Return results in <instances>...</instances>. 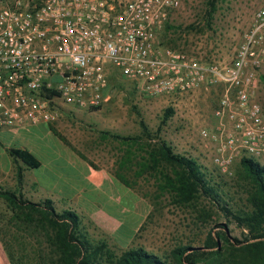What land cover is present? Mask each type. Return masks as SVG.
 <instances>
[{
	"label": "rangeland",
	"instance_id": "rangeland-1",
	"mask_svg": "<svg viewBox=\"0 0 264 264\" xmlns=\"http://www.w3.org/2000/svg\"><path fill=\"white\" fill-rule=\"evenodd\" d=\"M262 1L218 0L208 23L202 19L205 0H182L171 20L157 31L156 39L161 45L187 52L203 62H229L254 9ZM108 70L107 99L98 108L59 104L57 121L64 124L59 127L56 121L50 125L49 137L40 127L29 129L39 135V140L31 141L27 149L42 166L23 170L25 196L32 200L50 198L58 210L74 209L91 237L105 239L115 253L128 247H142L159 256H168L183 245L204 249L207 233L221 228L230 239H244L247 229L237 225L221 206L231 211L248 208V192L254 190L252 181L240 158L232 163L231 173L222 171L212 160L214 142L200 135L203 128L213 127L212 113L222 86H205L206 89L181 95L148 96L141 90V81L122 76L113 66ZM257 77L255 98L264 111V69L257 71ZM167 108L172 113L163 123ZM142 124L176 152L197 160L207 177L217 184L219 204L204 195L189 202L179 201L161 187L163 180L157 172L139 166V155L144 153L138 148H132V158L136 159L121 166L127 145L101 132L137 135L142 133ZM21 143L14 135L0 133V150ZM33 176L50 191L39 187L40 191L35 192ZM0 185L15 186L9 178L0 180ZM112 209L120 219L110 214ZM9 216L0 198V243L7 259L12 254L16 260L41 264L38 242L17 229ZM120 220L130 222L134 230L125 245L114 238ZM217 241L219 247L223 245L220 239Z\"/></svg>",
	"mask_w": 264,
	"mask_h": 264
},
{
	"label": "built area",
	"instance_id": "built-area-1",
	"mask_svg": "<svg viewBox=\"0 0 264 264\" xmlns=\"http://www.w3.org/2000/svg\"><path fill=\"white\" fill-rule=\"evenodd\" d=\"M182 0H0V130L52 124L61 106L107 99L109 66L142 82L148 96L222 86L212 160L231 173L236 158L264 165V111L255 98L264 69V0L229 62H203L158 43ZM50 92H54L51 95Z\"/></svg>",
	"mask_w": 264,
	"mask_h": 264
},
{
	"label": "trees",
	"instance_id": "trees-1",
	"mask_svg": "<svg viewBox=\"0 0 264 264\" xmlns=\"http://www.w3.org/2000/svg\"><path fill=\"white\" fill-rule=\"evenodd\" d=\"M217 1L204 2L202 19L208 23ZM52 93L54 92L49 95ZM171 113V108L165 110L163 123ZM101 133L127 145L121 166L136 159L132 158V155L135 156L133 147L143 152L144 155H139V166L143 170L157 172L163 180L161 187L168 189L179 201L189 202L197 195H204L217 204L221 201L217 184L207 177L197 160L186 153L176 152L164 139L158 136L156 138V134H152L147 126L142 124V133L137 135L108 131ZM8 152L17 164L16 184L13 188L0 185V198L10 212L9 220L17 229L23 230L38 242L41 264H264V165L253 158H240L254 188L248 192L249 207L231 211L228 206H221L237 225L247 229L244 239H230L226 230L221 228L207 233L204 249L183 245L175 247L168 256H159L142 247H128L115 253L105 239L91 237L81 216L74 209L58 210L52 199L47 197L39 200L26 197L23 170L37 168L41 161L27 148L10 147ZM113 209L110 214L120 219V215ZM120 221L114 238L125 245L133 236L134 230L130 222ZM217 239L223 242L222 246H218ZM8 258L12 264H29L16 260L12 254H8Z\"/></svg>",
	"mask_w": 264,
	"mask_h": 264
},
{
	"label": "crops",
	"instance_id": "crops-1",
	"mask_svg": "<svg viewBox=\"0 0 264 264\" xmlns=\"http://www.w3.org/2000/svg\"><path fill=\"white\" fill-rule=\"evenodd\" d=\"M202 88L206 89L207 87H205V85L202 84L197 89H202ZM52 124L42 122V123H40V124H38L36 126L25 127V128L20 129L18 131H11V130H8V129H1L0 133H6V134L14 135L18 141H21L23 143V146H22V143H21V145L11 146V147L27 148V145L31 146L30 145L31 141H36V139H37V141L39 140V135L36 134V133H33V132L30 133L29 129L36 128V127L39 128L40 127L42 130L45 131L46 138H47V137H49L50 130L52 129V127L50 128V125H52ZM63 124L64 123L62 121H57L56 122V125L59 126V127L62 126ZM33 136H36V137H33ZM34 138H35V140H33ZM9 148L10 147H6L4 150H0V180L9 178V179L13 180V185H15L16 184L15 173H16V165L17 164H16L15 160L12 158V156L9 154V152H8ZM32 149H33V147H32ZM34 151H35V149H34ZM56 159H57V157H56ZM41 166H42V162H41V165L39 167H41ZM39 167H37V168H39ZM24 169L28 170L29 168H24ZM34 183H35V188L37 187L35 189V192H39L40 191L39 187L42 190H49V189H44L42 187V185H41V182L36 177H34ZM67 185L70 188L68 183H67ZM57 190L59 191V188ZM0 263L9 264V259H7V255L5 254V251H3V246H2L1 243H0Z\"/></svg>",
	"mask_w": 264,
	"mask_h": 264
}]
</instances>
